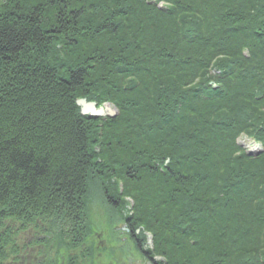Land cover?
I'll list each match as a JSON object with an SVG mask.
<instances>
[{"label": "trees", "instance_id": "1", "mask_svg": "<svg viewBox=\"0 0 264 264\" xmlns=\"http://www.w3.org/2000/svg\"><path fill=\"white\" fill-rule=\"evenodd\" d=\"M94 187L126 226L96 248ZM124 233L156 264H264V0H0V264H126Z\"/></svg>", "mask_w": 264, "mask_h": 264}, {"label": "rangeland", "instance_id": "2", "mask_svg": "<svg viewBox=\"0 0 264 264\" xmlns=\"http://www.w3.org/2000/svg\"><path fill=\"white\" fill-rule=\"evenodd\" d=\"M239 144L241 145V147L247 151V152H251V153H259L261 151V147H259V144H257L251 137H249L248 135L243 134L239 140H238ZM97 189L96 187H94L93 193L91 190V200H92V205H91V201H90V205H91V223H92V227H93V231L94 234L92 236L91 243L90 245H95V248L98 247L100 245L98 238L103 234H106V229L109 231V235L112 234V232L110 231V229L112 227H114V229L118 232L121 227L123 226V222L121 223V221L116 220L118 222V224H113V222H111V219L108 215V211H107V207L105 205L102 204V199L100 197L99 192L97 190V192L94 190ZM130 201V200H128ZM109 209H111L110 207H108ZM110 219V220H109ZM120 219V218H119ZM104 223V224H103ZM103 224V225H101ZM108 236H105L104 238H109ZM29 236L30 237V241H32L34 237H37L34 233L32 232H25L21 235V240H24V237ZM121 237L126 241L124 245L122 244H118L119 247H121L122 251L125 252L124 254H118L117 255V259L116 261H124L126 262V264H142L141 262H139V258H138V252L135 250L134 246L132 245L129 237L127 235H125V233L123 235H121ZM112 238V236L110 235V239ZM126 243H128V245L126 246ZM101 248V247H100ZM100 248L97 249V251L95 252V257H97V264H110L109 262H111L112 258L110 256L113 255H101L100 252ZM97 255V256H96ZM84 264V263H83ZM122 264V262L120 263Z\"/></svg>", "mask_w": 264, "mask_h": 264}, {"label": "water", "instance_id": "3", "mask_svg": "<svg viewBox=\"0 0 264 264\" xmlns=\"http://www.w3.org/2000/svg\"><path fill=\"white\" fill-rule=\"evenodd\" d=\"M77 106L81 109V114L83 116H88L91 118H114L117 116L118 112L116 109L111 108L110 106H102L100 108H97L96 103L94 102H87L86 99H79L77 100ZM259 153H251L248 152V156L254 157L258 156ZM139 233V231H137Z\"/></svg>", "mask_w": 264, "mask_h": 264}, {"label": "flooded vegetation", "instance_id": "4", "mask_svg": "<svg viewBox=\"0 0 264 264\" xmlns=\"http://www.w3.org/2000/svg\"><path fill=\"white\" fill-rule=\"evenodd\" d=\"M139 262L142 264H156L152 257H149L148 253H139ZM154 261V262H153Z\"/></svg>", "mask_w": 264, "mask_h": 264}]
</instances>
